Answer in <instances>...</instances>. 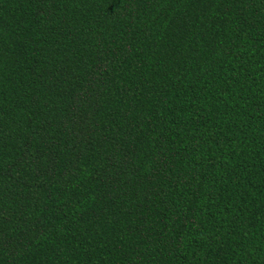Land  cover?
I'll use <instances>...</instances> for the list:
<instances>
[{
    "label": "trees",
    "instance_id": "obj_1",
    "mask_svg": "<svg viewBox=\"0 0 264 264\" xmlns=\"http://www.w3.org/2000/svg\"><path fill=\"white\" fill-rule=\"evenodd\" d=\"M0 264H264V0H0Z\"/></svg>",
    "mask_w": 264,
    "mask_h": 264
}]
</instances>
